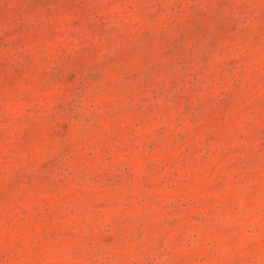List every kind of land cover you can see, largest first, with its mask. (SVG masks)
Returning <instances> with one entry per match:
<instances>
[{
	"label": "rangeland",
	"instance_id": "obj_1",
	"mask_svg": "<svg viewBox=\"0 0 264 264\" xmlns=\"http://www.w3.org/2000/svg\"><path fill=\"white\" fill-rule=\"evenodd\" d=\"M0 264H264V0H0Z\"/></svg>",
	"mask_w": 264,
	"mask_h": 264
}]
</instances>
